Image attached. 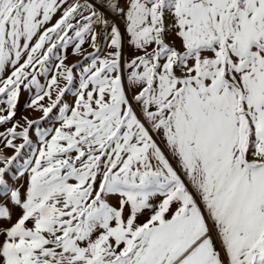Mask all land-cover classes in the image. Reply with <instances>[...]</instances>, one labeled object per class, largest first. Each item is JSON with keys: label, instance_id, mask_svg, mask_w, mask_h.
I'll list each match as a JSON object with an SVG mask.
<instances>
[{"label": "snow or ice", "instance_id": "snow-or-ice-1", "mask_svg": "<svg viewBox=\"0 0 264 264\" xmlns=\"http://www.w3.org/2000/svg\"><path fill=\"white\" fill-rule=\"evenodd\" d=\"M0 129V264H264V0H0Z\"/></svg>", "mask_w": 264, "mask_h": 264}, {"label": "rangeland", "instance_id": "rangeland-1", "mask_svg": "<svg viewBox=\"0 0 264 264\" xmlns=\"http://www.w3.org/2000/svg\"><path fill=\"white\" fill-rule=\"evenodd\" d=\"M69 51H70V50H69ZM70 59L73 60V62H74V60H75V58H73V57H70ZM25 98H26V94H25V96H22V97H21V101H20L21 106L25 103ZM18 113H19V114H28V113H26V112L24 111L23 107H21V108L18 110ZM33 115L38 116L39 113H34ZM8 126H10V125H8ZM2 130H3V129H0V131H2Z\"/></svg>", "mask_w": 264, "mask_h": 264}]
</instances>
